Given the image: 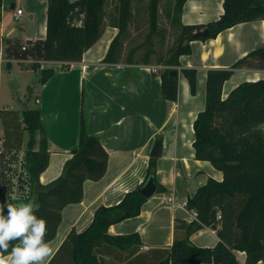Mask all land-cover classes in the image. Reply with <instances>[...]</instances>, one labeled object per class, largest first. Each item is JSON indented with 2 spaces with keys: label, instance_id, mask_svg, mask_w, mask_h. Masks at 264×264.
<instances>
[{
  "label": "trees",
  "instance_id": "trees-1",
  "mask_svg": "<svg viewBox=\"0 0 264 264\" xmlns=\"http://www.w3.org/2000/svg\"><path fill=\"white\" fill-rule=\"evenodd\" d=\"M5 1L0 0V18ZM107 1L48 0L45 39L28 45L27 49H23V46L17 49L12 44L5 48L7 55L17 58L31 56L37 61H61L63 68L67 69V64L81 61L85 52L100 39ZM134 1L118 0V16L111 19V24L118 27L119 32L110 44L104 59L106 62L117 61L122 36L133 17ZM160 1L149 0L148 39L159 29ZM173 1L170 17L172 24L181 28L180 39L158 61L167 65L161 73L163 96L176 101L179 78L170 73L181 67L182 55L192 53L191 42L215 38L223 30L241 22L264 20V0H223L224 12L218 19L195 24L182 22V11L187 0ZM205 28L209 29V36L196 35ZM153 53V49L146 53L145 63L151 62L149 58ZM37 61L33 64L39 78L37 83L30 85L32 90L40 88L54 73L53 68H42ZM7 64L10 66L11 62ZM255 66L264 69V45L239 58L230 68L208 70L205 108L198 112L193 123V146L195 157L209 160L223 172V179L210 177L188 198L186 206L189 210H196L198 218L190 222L180 221L179 226L185 230L184 237L176 238L165 249H157L160 256L153 264H241L237 251L246 253L247 264L264 261V78L242 81L223 97L224 84L235 68ZM180 71L188 80L191 93L196 94L198 70L181 67ZM34 100V106L0 110L4 130L2 147L4 150L18 151L26 145L24 166L29 176V190L8 203L35 200L39 205L35 214L47 221L45 240L48 242L57 233L63 208L83 199L85 181L100 180L105 175L109 152L99 137L89 133L87 117L82 110L78 146L73 149L63 173L50 183L43 184L40 176L48 167L50 158L48 128L41 119L39 93L34 95ZM151 174L158 183L154 157L150 158L144 182ZM144 182L127 191L119 203L100 205L91 224L81 232L73 228L59 252L67 248L72 264H103L100 255L111 250H127L126 260L129 263L134 258L139 259L140 235H113L109 233V227L141 213L142 205L147 200L139 191ZM165 190L166 187L158 183V191ZM206 226H215L219 241L214 246H199L191 240L195 231Z\"/></svg>",
  "mask_w": 264,
  "mask_h": 264
},
{
  "label": "crops",
  "instance_id": "crops-1",
  "mask_svg": "<svg viewBox=\"0 0 264 264\" xmlns=\"http://www.w3.org/2000/svg\"><path fill=\"white\" fill-rule=\"evenodd\" d=\"M209 2L216 3L215 9L211 8ZM7 3H10L16 20L20 17L16 18L17 10L21 8L24 14L27 9L30 20L40 17L39 26L36 25L28 33H24L22 26L9 25L7 31L0 27V46L6 47L7 39L17 37L24 40L22 46L45 39L48 0H6L1 9V23L4 9L8 8ZM223 12V0H187L181 18L186 24L207 23L218 19ZM104 31L103 38L85 52L83 59L67 64V69L63 68L61 61L39 60L42 68L54 69L51 78L37 89L41 119L48 128L50 151L49 165L40 176L41 182L48 184L63 173L73 149L78 146L82 110L87 117L89 133L99 137L109 152L105 175L100 180H86L83 199L63 208L57 233L48 241L54 254L44 264H49L53 258L52 264H72L67 248L59 252L69 232L73 228L78 232L85 230L100 205L119 203L127 191L144 182L151 150L160 136L163 138V151L156 158L157 180L166 190L147 198L139 215L109 227V233L113 235L138 233L142 240L138 252L140 257L129 263L126 260L127 250H111L100 256L104 260L103 264H153L160 256L157 249H165L176 238H183L185 230L179 226L180 221L195 219L185 205L188 198L210 177L223 179V172L209 160L195 157L193 146V123L198 112L205 108L208 70L230 68L239 58L264 45L263 19L241 22L223 30L215 38L193 40L192 53L182 55L180 60L181 67L198 70L197 92L191 93L188 80L179 71L178 99L172 101L162 93V64L153 65L155 71L148 67L149 64L135 68L137 64L131 53L126 59L122 58V53H118L116 62L104 61L119 28L108 23ZM6 56L7 61L3 66L16 59L8 56L7 52ZM20 60L26 61L27 68H33L28 62L36 59ZM261 78H264V69L235 68L224 84L223 97L240 82ZM1 125L0 120V144L4 131ZM12 154L13 151L6 150L4 157L8 158ZM2 157L0 155V173ZM28 190L18 197L9 198L7 202L0 199V203L19 198ZM191 240L199 246H214L219 238L214 228L206 226L195 231ZM236 253L239 262L247 264L246 253ZM258 264H264V261Z\"/></svg>",
  "mask_w": 264,
  "mask_h": 264
},
{
  "label": "rangeland",
  "instance_id": "rangeland-1",
  "mask_svg": "<svg viewBox=\"0 0 264 264\" xmlns=\"http://www.w3.org/2000/svg\"><path fill=\"white\" fill-rule=\"evenodd\" d=\"M10 3H7L8 8L4 9L2 23L0 21V27H2V30L7 31L10 26H16L18 28L19 26H22L24 33H28L30 30L34 29L36 25L39 26L38 21L40 17L38 16L34 21L30 20V13L27 11V9H25V13L20 15L19 19L16 20L13 14L14 11L10 9ZM117 3L118 0L107 1L105 5L104 27H106L108 23H111V19H113V17L118 16ZM173 3V0L160 1L159 29L148 39L150 31V16L148 7L149 0L134 1L133 17L129 21L122 36V45H120L119 53H122L123 59H126V56L131 53L132 57L135 59L134 63L137 64L135 68H140V65L144 66V64H147L145 63V55L150 49H153L154 53L150 57L151 63H149L148 67H150L152 71H155L154 69H156L155 66L157 64L163 65L162 71L167 67L165 63H160L158 58L169 53V50L175 46L180 39L181 34V28L177 25L174 26L171 21L170 14L173 12ZM209 4L212 9H215L217 6L214 2H209ZM19 5H21L22 8L24 7V5L21 3H19ZM104 32L105 31L103 28V33ZM103 33L100 38H103ZM22 43H24V40L19 37L7 39L6 47L4 48H9L8 46L13 44L17 49H20ZM11 57L16 58L11 62V67H9L7 64H4L5 66H0V107L2 109L10 107L22 109L27 105L34 106L36 104L34 95L38 93V90H32L30 85L37 83L36 81L39 78V72L33 69V63L37 60L34 62H28V65H33V68H27L25 64L26 61L20 59L34 60V58L31 56L28 58H17L15 56ZM177 68L179 70L181 69V67ZM252 68L257 67L255 66ZM2 133L4 135V131ZM39 136L40 135L38 134V137ZM25 139L26 141L28 139L27 132L25 133ZM0 150H2L0 155H3V163L0 173V199L2 202H7L9 198L18 197L24 192V190L29 189V176L24 166L26 145L18 151H13L14 154L8 158L4 157L6 150H4L2 147V142L0 144ZM4 158L7 160L5 161Z\"/></svg>",
  "mask_w": 264,
  "mask_h": 264
},
{
  "label": "clouds",
  "instance_id": "clouds-1",
  "mask_svg": "<svg viewBox=\"0 0 264 264\" xmlns=\"http://www.w3.org/2000/svg\"><path fill=\"white\" fill-rule=\"evenodd\" d=\"M38 210L35 200L0 203V264H44L54 254L45 240L47 221L35 214Z\"/></svg>",
  "mask_w": 264,
  "mask_h": 264
},
{
  "label": "water",
  "instance_id": "water-1",
  "mask_svg": "<svg viewBox=\"0 0 264 264\" xmlns=\"http://www.w3.org/2000/svg\"><path fill=\"white\" fill-rule=\"evenodd\" d=\"M196 35H204L209 36L210 32L208 28H205L199 32L196 33ZM31 41H27V43H30ZM179 69L175 68L171 71V75H174L175 77L179 76ZM163 151V138L160 136L156 139L153 148L151 150V157L157 158L162 155ZM139 191L147 198H150L153 196L156 192H158V183L155 181V176L151 174L148 179L144 182V184L139 188ZM215 228V226H213ZM102 258V256H100Z\"/></svg>",
  "mask_w": 264,
  "mask_h": 264
},
{
  "label": "built area",
  "instance_id": "built-area-1",
  "mask_svg": "<svg viewBox=\"0 0 264 264\" xmlns=\"http://www.w3.org/2000/svg\"><path fill=\"white\" fill-rule=\"evenodd\" d=\"M22 12H23V10L21 8H19L17 10V13H16V18H18L22 14ZM27 48H28V45L27 44H24L23 45V49H27ZM6 61H7V56H6V53H5V49H4V46L1 45L0 46V65H2L3 63H5ZM1 152H2V150H0V153ZM185 205H187V203H185ZM191 212H192L194 218L197 219L198 218L197 211L196 210H191Z\"/></svg>",
  "mask_w": 264,
  "mask_h": 264
}]
</instances>
